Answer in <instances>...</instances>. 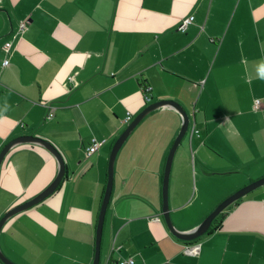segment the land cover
<instances>
[{"label":"crops","instance_id":"1","mask_svg":"<svg viewBox=\"0 0 264 264\" xmlns=\"http://www.w3.org/2000/svg\"><path fill=\"white\" fill-rule=\"evenodd\" d=\"M7 40L14 41L4 66ZM145 84L152 102L177 101L189 116L168 199L174 226L190 231L264 177V0H0V151L34 136L50 141L66 164L51 195L4 222L7 258L93 263L110 152L145 108ZM182 123L176 109L156 108L117 152L99 264L128 257L135 264H264V185L229 205L196 241L169 230L162 181ZM58 171L42 144L13 145L0 164V219ZM193 243L199 253H186Z\"/></svg>","mask_w":264,"mask_h":264},{"label":"water","instance_id":"2","mask_svg":"<svg viewBox=\"0 0 264 264\" xmlns=\"http://www.w3.org/2000/svg\"><path fill=\"white\" fill-rule=\"evenodd\" d=\"M163 106H169L174 109H176L182 116L183 123L182 127L180 129L179 134L177 135L174 143L172 144L165 163L164 168V176L162 181V216L165 220V223L167 224L169 230L172 232L173 235H175L178 239L183 241H192L194 239H199L201 236L206 234L209 229L211 228L213 221L215 218L223 212L229 205L239 200L241 197L245 196L252 190L258 188L259 186L264 185V177L257 179L231 195H229L227 198H225L222 202H220L216 208L207 215V217L194 229L190 231H180L178 230L171 219L170 216V208H169V179H170V172H171V166L173 157L175 154V151L180 144L183 136L185 135L186 131L188 130L189 126V116L186 113L183 106L178 103L177 101L171 100V99H165L160 101H155L149 105H147L124 129V131L120 134L116 142L114 143L112 150L110 152L109 156V162H108V177H107V184L105 193L102 199L100 212L98 215L97 220V227H96V238H95V253H94V259L92 264H99L100 262V252H101V240H102V231H103V225L105 220V215L107 211V207L109 205L111 194L113 190V168H114V160L116 157L117 152L119 151L120 147L124 143V141L127 139V137L130 135L132 130L139 124V122L152 110L156 108H160ZM22 142H37L42 144L44 147H46L53 155H55L58 164H59V171L55 178V180L46 188L44 189L40 194H38L36 197L26 201L25 203H22L20 205L14 206L11 209H9L0 219V231L4 224V222L13 216L14 214L21 212L23 210L29 209L40 202H42L44 199H46L49 195H51L55 189L58 187L59 183L61 182L65 171H66V164L65 160L63 159L61 153L56 149V147L48 140L34 137V136H20L9 143H7L2 150L0 151V164L5 156V154L8 152V150L15 144L22 143ZM0 261L4 264H16L13 261H11L9 258H7L2 250L0 249Z\"/></svg>","mask_w":264,"mask_h":264},{"label":"built area","instance_id":"3","mask_svg":"<svg viewBox=\"0 0 264 264\" xmlns=\"http://www.w3.org/2000/svg\"><path fill=\"white\" fill-rule=\"evenodd\" d=\"M193 18H194L193 16H189V17H186L185 19H183L180 29L186 28V26L193 21ZM23 27H24V25L21 24V26H20L21 31H23ZM13 41L14 40H7L3 44V50L5 51V53L7 55L5 57V59L3 60L4 66H7L9 64L8 54H9L10 49L12 47ZM144 90H145L144 91L145 92V97H144L145 100L150 101V87L145 84ZM262 104H263V102L260 99H256L255 103H254V108L258 109L260 106H262ZM50 116H52L51 113H50ZM129 118H130V116L127 117V119H129ZM97 145L98 144L96 142H94L92 145L87 147V154L89 155V154L93 153L96 150ZM199 250H200L199 243L186 244V246H185V252L188 254H191V255L198 254ZM116 264H135V260L132 257H128V258L120 259Z\"/></svg>","mask_w":264,"mask_h":264},{"label":"trees","instance_id":"4","mask_svg":"<svg viewBox=\"0 0 264 264\" xmlns=\"http://www.w3.org/2000/svg\"><path fill=\"white\" fill-rule=\"evenodd\" d=\"M144 89H145V86L142 87V90H143V96L145 97V92H144L145 90H144ZM144 100H145V99H144ZM150 100H151V99H150ZM145 102H149V101H145ZM97 147H98V145H97ZM96 149H97V148H96ZM95 151H96V150H95ZM95 151H94V152H95ZM220 214H221V213H220ZM213 223H214V221H213ZM213 229H214V227H213V224H212L211 228L209 229V231H208L206 234L210 233ZM196 240H197V239H194V240L189 241V242H193V241H196ZM189 242H188V243H189ZM123 259H124V258H123Z\"/></svg>","mask_w":264,"mask_h":264},{"label":"rangeland","instance_id":"5","mask_svg":"<svg viewBox=\"0 0 264 264\" xmlns=\"http://www.w3.org/2000/svg\"><path fill=\"white\" fill-rule=\"evenodd\" d=\"M145 99V98H144ZM146 101V100H145ZM153 103L152 100H150L149 102H145V107L149 104ZM170 150V149H169Z\"/></svg>","mask_w":264,"mask_h":264}]
</instances>
